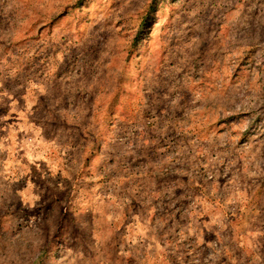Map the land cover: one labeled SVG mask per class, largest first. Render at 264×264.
<instances>
[{
	"label": "rangeland",
	"instance_id": "1",
	"mask_svg": "<svg viewBox=\"0 0 264 264\" xmlns=\"http://www.w3.org/2000/svg\"><path fill=\"white\" fill-rule=\"evenodd\" d=\"M0 264H264V0H0Z\"/></svg>",
	"mask_w": 264,
	"mask_h": 264
}]
</instances>
